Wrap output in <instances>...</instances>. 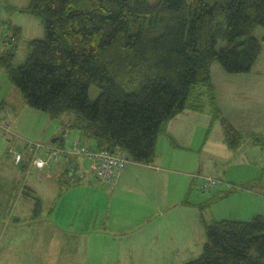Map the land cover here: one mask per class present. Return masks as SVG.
<instances>
[{
	"label": "trees",
	"instance_id": "16d2710c",
	"mask_svg": "<svg viewBox=\"0 0 264 264\" xmlns=\"http://www.w3.org/2000/svg\"><path fill=\"white\" fill-rule=\"evenodd\" d=\"M24 11L43 19L46 38L29 42L16 65L21 29L0 37V68L30 107L53 119L71 114L66 129L93 148L151 164L170 120L204 110V102L229 148L243 145L219 107L211 66L253 70L263 51L255 34L264 29V0H33ZM205 232L203 253L185 264H264V216L214 221Z\"/></svg>",
	"mask_w": 264,
	"mask_h": 264
},
{
	"label": "crops",
	"instance_id": "0c3cea01",
	"mask_svg": "<svg viewBox=\"0 0 264 264\" xmlns=\"http://www.w3.org/2000/svg\"><path fill=\"white\" fill-rule=\"evenodd\" d=\"M15 29L18 28L15 27ZM1 74L3 73L0 72ZM205 111V109H187L170 120L165 131L158 137L154 161L151 164L131 161L130 166L122 170L113 187L103 185L92 170L90 161L82 156L64 155L59 162L47 170H40L34 166L29 169L26 161L16 165L14 157H9L10 163L13 164L12 168L24 167L21 171L26 173L27 178L26 185L21 189V195L25 196L22 210L28 212L30 209L33 214L31 216L29 214L31 218L28 221L16 218L17 222L23 221V226H31L34 230L31 232L33 240H27L22 248L23 251L42 253L41 264H127L131 260L129 256L134 251L144 248L141 244L147 245L145 240L151 238V243L158 241L160 230L158 227L148 228V226L162 218L168 221V218L176 213L188 219L186 225H180L177 228L180 235L174 233L178 238L176 244H185L183 239L187 236L185 231L190 229L189 222L191 221V231H200L203 228L200 215L210 203V197L201 195L205 193L201 187L206 177L213 176L207 175L210 169H207V166L203 168L201 164H206V160L210 163L211 157L220 158L221 162L232 161V158L241 157L245 151L243 145L238 150L230 149L226 143L224 131L220 134L221 152L218 153L215 148L214 150L210 148L209 130L214 120L210 107ZM4 115L0 122L2 130H5V124H10L8 123L9 114ZM64 124L63 122L60 127H55L54 138L51 143L43 144L44 146L62 147L65 143L77 139L86 147L92 148L96 145L85 137L86 141L81 139L80 132L77 136L64 140L66 134H73L76 131L64 129ZM10 129L12 133L5 130L8 135L7 141L17 140L21 145L23 142L26 146L25 139L19 136L16 128L11 126ZM195 131L198 133L197 140ZM202 134L205 140H201ZM54 139H56L55 142ZM7 162H9L8 158ZM71 169L74 170L73 173H70ZM215 173L221 175L219 170ZM220 181L222 182L220 185L224 184L222 178ZM76 202H79L77 206L80 208L77 214H73L69 210ZM197 212L196 219L199 221V227L192 222L193 216L191 218V215ZM74 228L82 230L83 233L75 231ZM85 229L88 230L85 232ZM144 229L152 231L150 238L145 239L142 233ZM89 233H91L90 238H95L94 247L92 246L91 249L95 255L94 260L89 261L87 257L77 259L76 254L79 251H75L77 246L73 244V240L84 241L88 239ZM3 235H6L5 230L0 232V236L3 237ZM125 238L129 241L132 239L131 242L137 246H133L132 249V244L123 245L122 240ZM135 238L141 241L136 243L133 240ZM96 243L100 250L96 247ZM151 243L150 247H153ZM83 248L86 249V247ZM119 249L121 252L118 251ZM143 251H146V247ZM16 252H20L18 246L15 247L12 243V248L7 253L15 255ZM55 253L65 254L69 258L60 260L52 257L51 255ZM0 264H14V262L4 261ZM34 264L37 263L34 262Z\"/></svg>",
	"mask_w": 264,
	"mask_h": 264
},
{
	"label": "rangeland",
	"instance_id": "374dc122",
	"mask_svg": "<svg viewBox=\"0 0 264 264\" xmlns=\"http://www.w3.org/2000/svg\"><path fill=\"white\" fill-rule=\"evenodd\" d=\"M32 1L0 0V19H2L0 20V37H6L8 34L12 35L15 27L21 29V36L17 42L16 65L25 63L29 42L46 38L43 19L39 15L24 11ZM255 35L262 42L263 51L250 73L229 74L218 61H215L211 66V79L216 90L215 94L219 107L224 114L223 116L243 134V149L245 151L241 157L232 158V161L221 162L220 158L211 157L210 163L206 160L207 165L205 163L201 164L203 168L207 166V169H210L206 173L207 175L212 174L215 178H222L224 184H226L218 185L213 193L201 194L210 197V204L200 215L203 228L200 231H191L190 221V229L185 231L187 236L183 239L185 244H176L178 238L175 235H180L177 228L180 225H186L188 220L186 216L176 213L173 217L168 218V221L162 218L160 221L153 222L148 228L158 227L160 230L158 241L151 243L152 231L146 230L147 228L142 230L145 239H150L145 240L147 245L141 244L144 248L137 249L130 256L127 255L131 258L127 264H185L198 258L203 253L207 241L204 223L210 225L214 221L220 220L247 221L258 215L264 216V29L258 28ZM225 44L224 41L220 42L217 49L219 50ZM0 72L3 73L0 75V122H2L3 116L5 117L4 114L7 113L9 114L8 123L12 124H5V130L12 133L10 128L11 126L15 127L19 136L25 139L27 146L31 144L30 142L51 143L56 132L55 127H60V124L64 122L63 128L65 129L71 114L53 119L46 112L30 107L6 72L1 68ZM98 94L99 90L92 87L90 90L91 100H95ZM202 98L204 101L207 99L206 97ZM204 104L207 111L210 106L208 107L206 102ZM5 130L0 129V232L2 230L6 231L5 236H0V263L11 261L14 264H34V262L41 264L43 262L42 253L24 252L22 249L27 240H33V234L31 233L34 232L33 228L23 226V221H16V218L28 221L31 218L30 216L33 215L30 209H28V212L22 210V202L25 200V196L21 195V189L26 185L27 175L21 171L23 169L21 166L18 169L12 168L13 164L10 163V158L13 157L14 152L21 151L26 158L28 157L25 153L26 146L23 142L21 145L17 140L7 141L8 135ZM78 133V131H74L73 134L66 135L64 140H68L72 136L75 137ZM221 133H223L222 124L215 119L209 130L211 139L209 147L213 150L215 148L218 153L221 152L222 147ZM59 134H61L60 130ZM203 134L201 140H205ZM42 136H45V138H41ZM253 136L259 138L258 144L252 142ZM197 138L198 133L195 131V139L197 140ZM81 139L86 141L83 136ZM7 158L9 162L6 163ZM130 162L127 166H130ZM216 170H219L221 175L215 173ZM24 204L29 206L27 203ZM78 204L79 202H76L69 211L77 214L80 208V206L78 208ZM30 206L32 207V205ZM192 216V222L199 227V221L196 219L198 212L191 215V218ZM191 218L189 217V220ZM26 223L29 224V222ZM18 224L24 228L18 226ZM74 230L83 233L80 229L74 228ZM87 230L85 229V232ZM200 233H202L201 236H199ZM90 236L91 233L87 235L88 239L81 242L80 240L76 241L77 239L73 240V244L77 246L75 251H79L76 254L77 259L87 257L89 261L94 260L95 255H93L91 249L92 246L94 247L95 238H90ZM133 240L136 243L141 241L138 238ZM108 241L110 242L109 238ZM131 241L128 238L122 240L123 245L132 244L133 249V246L137 245H134ZM12 243L15 247L18 246L20 251L14 253L15 255L7 253L11 250ZM150 243L153 247H150ZM83 247H86V249ZM96 247L100 250L97 243ZM145 247L146 251H143ZM118 251L121 252V249ZM60 255L55 253L51 256L60 260L69 258L65 254Z\"/></svg>",
	"mask_w": 264,
	"mask_h": 264
},
{
	"label": "built area",
	"instance_id": "2783aa9c",
	"mask_svg": "<svg viewBox=\"0 0 264 264\" xmlns=\"http://www.w3.org/2000/svg\"><path fill=\"white\" fill-rule=\"evenodd\" d=\"M30 143L28 146L26 145L27 158L22 152H14L13 157L16 165H21L26 161L29 169L34 166L40 170H47L59 162L64 155L74 154L90 161L92 170L106 187H113L116 184L122 170L130 162L126 154L120 149L90 148L84 146L78 139L67 142L62 147H46L41 143ZM73 171L71 169L70 173ZM220 184V180L206 177L202 189L207 193H213Z\"/></svg>",
	"mask_w": 264,
	"mask_h": 264
},
{
	"label": "water",
	"instance_id": "95a60500",
	"mask_svg": "<svg viewBox=\"0 0 264 264\" xmlns=\"http://www.w3.org/2000/svg\"><path fill=\"white\" fill-rule=\"evenodd\" d=\"M56 141V139H54V142Z\"/></svg>",
	"mask_w": 264,
	"mask_h": 264
}]
</instances>
